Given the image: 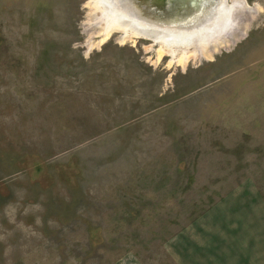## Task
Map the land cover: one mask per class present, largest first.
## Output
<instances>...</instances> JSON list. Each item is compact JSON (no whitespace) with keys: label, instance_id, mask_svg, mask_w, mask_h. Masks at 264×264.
<instances>
[{"label":"rangeland","instance_id":"rangeland-1","mask_svg":"<svg viewBox=\"0 0 264 264\" xmlns=\"http://www.w3.org/2000/svg\"><path fill=\"white\" fill-rule=\"evenodd\" d=\"M123 1L0 0V264H264V0Z\"/></svg>","mask_w":264,"mask_h":264},{"label":"bare ground","instance_id":"bare-ground-1","mask_svg":"<svg viewBox=\"0 0 264 264\" xmlns=\"http://www.w3.org/2000/svg\"><path fill=\"white\" fill-rule=\"evenodd\" d=\"M94 1H96L95 5L98 7V11L101 14H103L104 16H107V14L109 13L110 14L109 16H111V17H109V16L107 17V21H106L107 24H105L106 25L105 34H107L112 28L122 29L124 32H127L128 30L132 29V30H134V32L136 34H144V35L145 34L146 35L156 34L158 36L157 37L158 39L165 40L167 42L173 41V40H170L168 38L171 37L172 35L175 37V35L177 34V33H170L168 35V33L164 32L162 29H158V28L153 27L152 26L153 24H156L157 26H160V27H165V26H170V25H164V22H162V24L159 22H156L152 17V13L149 12V14H148V11L146 10V8H143V7L139 8L138 5L140 3H138V2L136 4L135 2L132 3V2H127V1L124 2L123 0H113V4L117 8L122 7L120 9H122L125 12V13H123L119 9H117V11L112 9L110 0H94ZM193 7L198 8V10H200L198 4H195V6H193ZM186 11L187 12L185 14L187 15V13L189 12V9L186 8ZM146 13L148 15H146ZM174 14L175 13H172L170 15H174ZM189 14L191 16L190 12H189ZM227 14H228V12L226 10L224 12L222 10L220 17L218 18L219 22L216 23L218 25V26L216 25L217 27H219L220 24H222V22L226 20ZM162 15H167V14H166V12H164ZM170 15H167V17ZM180 19H182V18H180ZM183 19H186V18H183ZM134 21H136V25L133 24ZM150 21H153V24L150 23ZM148 28H150V29H148ZM176 40H178V39H176Z\"/></svg>","mask_w":264,"mask_h":264},{"label":"water","instance_id":"water-1","mask_svg":"<svg viewBox=\"0 0 264 264\" xmlns=\"http://www.w3.org/2000/svg\"><path fill=\"white\" fill-rule=\"evenodd\" d=\"M149 4L156 6L157 8L161 9V12H165L167 11L166 9V5L168 6V8H172V7H178L179 8H183L189 9V12H193V6H195V4H198L200 7H205L206 5L209 6V10L212 7L211 4H209L211 2V0H149ZM217 1V0H215ZM159 2V3H158ZM147 10V9H146ZM141 11V10H140ZM149 14V12H148ZM146 13V15H148ZM192 14V13H191ZM211 19H207L205 21H203L202 23H200L199 25L194 26L193 28H198L199 26H201L202 24L210 21Z\"/></svg>","mask_w":264,"mask_h":264}]
</instances>
